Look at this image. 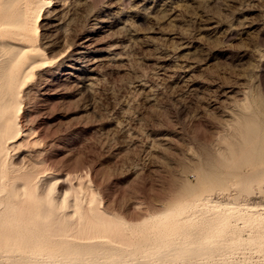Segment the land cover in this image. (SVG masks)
<instances>
[{"label": "rangeland", "instance_id": "rangeland-1", "mask_svg": "<svg viewBox=\"0 0 264 264\" xmlns=\"http://www.w3.org/2000/svg\"><path fill=\"white\" fill-rule=\"evenodd\" d=\"M58 6L57 21L40 12L39 42L64 55L23 88L20 124L32 134L10 148V158L41 161L50 182L66 179L62 193L83 181L81 198L91 189L107 211L134 223L172 202L194 201L200 187L214 201L245 205L226 232L240 228L243 239L225 248V234L216 247L225 254L167 260L135 249L119 263L99 257L86 264H264V242L249 240L264 224L246 221L264 210V0ZM82 41L96 60L91 67L74 49L65 52ZM11 259L0 264H21Z\"/></svg>", "mask_w": 264, "mask_h": 264}, {"label": "bare ground", "instance_id": "bare-ground-1", "mask_svg": "<svg viewBox=\"0 0 264 264\" xmlns=\"http://www.w3.org/2000/svg\"><path fill=\"white\" fill-rule=\"evenodd\" d=\"M59 4L60 0H0V263L12 258L21 264H47L61 259L86 264L99 257L113 263L122 255H136L135 249L151 258L160 256L167 260L186 258L193 253L204 258L225 254L216 247L235 245L242 238L240 228L228 236L226 232L233 226V213L245 205L214 201L200 187L194 201L172 202L164 210L134 223L107 211L91 189L90 195L81 198L78 192L84 186L83 181L80 182L81 188L74 186V189L71 185L72 193L70 189L62 193L66 179L57 178L50 182L48 169L41 161L27 158L26 162L18 163L10 158V148L28 142L32 134L29 127L24 128L20 124L24 107L21 99L23 88L37 70L64 55V52L50 54V48L39 42L43 34L38 23L40 12H51L57 21L64 10ZM12 38H18V43H13ZM77 46H69L65 52L74 49L75 54L84 58L86 65L91 67L96 60L91 56L88 44L82 41ZM91 78L94 79L91 76L85 82L88 88L93 85ZM37 140L33 138L32 144ZM56 190L59 194H54ZM246 206L253 213L258 209V205ZM210 207L214 208L210 210L211 214L214 212L211 218L205 215ZM199 213H202L201 219H198ZM251 220L264 224V210L253 218L247 216L246 221ZM259 231L249 237L250 243L263 244L264 231ZM132 247L133 252L129 250ZM167 248L171 249L168 254ZM126 257L128 259L129 256Z\"/></svg>", "mask_w": 264, "mask_h": 264}]
</instances>
